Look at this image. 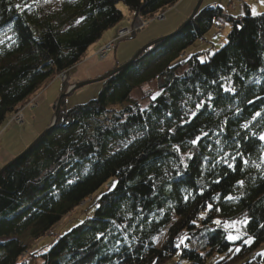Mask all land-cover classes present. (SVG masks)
Instances as JSON below:
<instances>
[{"label": "trees", "instance_id": "trees-1", "mask_svg": "<svg viewBox=\"0 0 264 264\" xmlns=\"http://www.w3.org/2000/svg\"><path fill=\"white\" fill-rule=\"evenodd\" d=\"M179 1L0 0V126L59 74L69 77L123 19L118 4L152 20ZM222 20L225 43L186 56ZM155 81L146 108L130 102ZM102 84L86 104L62 109L61 102L55 125L0 175V264H26L20 236L45 237L111 180L115 187L94 200L90 217L32 258L264 264V12L200 7L180 32ZM245 219L241 240L229 242L223 226Z\"/></svg>", "mask_w": 264, "mask_h": 264}, {"label": "rangeland", "instance_id": "rangeland-1", "mask_svg": "<svg viewBox=\"0 0 264 264\" xmlns=\"http://www.w3.org/2000/svg\"><path fill=\"white\" fill-rule=\"evenodd\" d=\"M58 1L59 0H47V2H45V0H43V3L46 6H55V4ZM198 1L199 0H180L176 5L170 7L165 12L158 14L157 18L155 17L152 20H143L140 17L134 18L122 3L118 4V9L122 12L123 19L115 27H113L112 29L107 31L104 35H102L99 41L96 42V44H94L88 50L85 59L81 62V63L86 62V64L84 65L82 64L83 67L81 66V63L78 64L73 72H75V75L83 76L82 78L86 80L87 79L86 73L82 74V72L78 71V68L80 66H81L80 69L82 70L86 66H90V67L91 66L94 67L98 65L105 66L106 63L113 60H117V62H119L120 60L121 64L128 62L147 43H150L151 41L158 39L160 37L162 38L168 36L171 33H173L174 30L178 29L181 23H183V21L186 20L191 15ZM240 1L241 0H203L201 7L204 8L209 5H215L223 9L229 15L242 16L245 14V11L243 8L244 6L240 5L241 4ZM259 3L260 0H246L245 5L251 8L250 12L252 16H256L253 15L252 13L253 7H255L256 12L258 14H261L263 12L258 8ZM217 25L218 26H214L211 29V31L207 34L205 41L195 42L186 52V56L194 52H201V51L211 52L221 47L226 41L225 38L229 31V25L224 20L218 22ZM127 29L131 30V34L121 35V33H123V31ZM110 37L114 38V40L117 37L119 42L117 43L114 51L106 54L105 59L100 60L98 58L99 53L102 51L101 49H103L106 45L100 49L101 51L99 50L95 52L94 50L97 46H100L107 40L108 43H111ZM97 52L98 54H96ZM201 59H204V57H202ZM116 66L119 67L120 64ZM96 71L95 69H92L89 72L90 75H92V79L89 78L87 79V81L100 78L108 72L107 71L104 74L97 77V75H93ZM102 82L103 81L91 83L74 90L70 95L65 96L62 99L61 102H63V104L61 108L71 109L76 106L86 104L91 100H94L103 88ZM77 83L78 82L71 79L70 77H68V81L67 80L61 81L59 78L56 77V79L50 81L41 92H39L34 98H32L30 102H33L34 104V102L37 101L36 99L39 96H41L45 90H47V93L45 94L49 96L50 100L47 99V101L43 104L40 102L37 104L35 103L34 106L33 104L25 105L24 108L20 111L21 114L23 115V123L22 124H16L14 122L8 123V125L10 124L9 126L6 125V123H4V125L0 126V133L2 134L4 128L8 126L9 129L5 132L6 136L7 135L9 136L12 133L13 137H16L18 136V131L21 128L27 127L29 125V122L31 126H33L36 121L37 128H35V130H37L36 134L38 136L42 131H44L49 126L48 124L52 122L55 115V110H56L55 107L57 106L61 95L72 91ZM63 85L65 86V90H63L64 87ZM157 88H158L157 81L152 82L150 84H143L142 86L138 87L133 91L130 98V102L139 104V106L142 109L146 108L148 106L149 101L156 95ZM59 89H61L62 91L61 90L59 91ZM25 111H29V113L33 112L31 116L35 119V121L32 119L30 120V118L27 119V117L24 118L26 114L23 113ZM25 119H27V121H25ZM40 126H43L42 129H39ZM37 136L35 138H37ZM14 139L15 138H13L12 140ZM12 140H9L7 146L18 143L17 140L16 141H12ZM20 144L22 146V143H19V145ZM21 148L17 149L16 151L19 152ZM113 185H114L113 180L105 184L93 197L87 199L79 207H77L71 214L66 216L58 225H56L48 234H46L45 237H42L39 240H32L27 232H25L22 236H20L19 238L20 242L27 249V253L22 256L21 261L26 262V264H41L40 258H38L37 255L34 258H32L31 253L37 252L41 249L46 250L49 247V245H51L61 234L68 232L71 228L75 227L76 225H78L79 223L83 222L85 219L90 217L93 211V209L90 207L94 203V200H96L102 193L109 191ZM232 225L233 223H226L223 226L225 231H227V234L236 235L237 234L236 229L239 228L240 229L239 234L241 235L242 238L243 237L242 229L244 225L242 223H237L235 224L234 227H229ZM163 240L164 237L162 236L160 239L157 240V244L161 245ZM176 261L177 260L174 259L173 261H169L166 264H174V262ZM181 264L184 263L181 262ZM233 264H240V263H233Z\"/></svg>", "mask_w": 264, "mask_h": 264}, {"label": "crops", "instance_id": "crops-1", "mask_svg": "<svg viewBox=\"0 0 264 264\" xmlns=\"http://www.w3.org/2000/svg\"><path fill=\"white\" fill-rule=\"evenodd\" d=\"M246 6V5H245ZM244 8V11L246 12V10H248L249 12L251 11V8H249L248 6H246V7H243ZM259 10H261V11H263L264 12V5H262L261 3H259ZM239 10V9H238ZM237 10V11H238ZM241 10V9H240ZM236 11V12H237ZM262 12V13H263ZM250 14H251V12H250ZM239 15V14H238ZM119 30H121V29H119ZM118 30V31H119ZM114 40V38H111L110 37V42H112ZM108 44V40L107 41H105L103 44H101L100 46H97L96 48H95V52L96 51H99L101 48H103L105 45H107ZM93 52V51H92ZM98 53V52H97ZM96 53V54H97ZM95 54V55H96ZM114 59H115V56H114ZM111 60H113V59H111ZM114 61V62H113ZM113 61H109L108 63H106L105 64V66H102V65H98V66H94V67H90V66H86V67H84L82 70L80 69V67L82 66L83 67V65L84 64H86V62L84 63H81V66L78 68V71H80V72H82V74H84V73H86V75H87V79H92V75H90V71L92 70V69H95V73L93 74V75H97V77L98 76H100V75H102V74H104L105 72H109V70L111 71V69H114L115 67H116V65H119V64H121V62H120V60H119V62H117V60H113ZM83 64V65H82ZM76 68V67H75ZM74 68V69H75ZM74 69L71 71V73L69 74V77L71 78V79H73V80H75L76 82H84V81H87V79L86 80H84V78H82L83 76H78V75H75V72H73L74 71ZM107 72V73H108ZM55 84V83H54ZM61 88V87H60ZM61 89H59V91H60ZM62 91V90H61ZM45 93H47V90H45L44 92H43V94L41 95V96H39L36 100L37 101H35L34 103H45L46 101H47V99H49L50 100V98H49V96L47 95V94H45ZM27 112V113H26ZM23 114H26L25 115V117L24 118H26L27 117V119L28 118H30V120L32 119V120H34L35 121V119L31 116L32 114H33V112H31V113H29V111H25ZM27 119H25V121H27ZM26 123V122H25ZM51 123H49L48 125H50ZM6 125H8L7 123H6ZM10 125V124H9ZM8 125V126H9ZM24 125V124H23ZM6 127V128H4V130L2 131V134L0 133V166H4L5 164H7L10 160H12L13 158H15L16 156H17V154L22 150H24V149H26V147L34 140V138L37 136V130H35V128H37V126H36V121H35V123H34V125L33 126H31V124H30V122H29V125L27 126V127H24V128H21L19 131H18V136H16V137H13V135H12V133L8 136H6V134H5V132L9 129V127ZM5 127V126H4ZM42 127L43 126H40V128L39 129H42ZM5 134V135H4ZM13 138H15L14 140H12ZM9 140H12V141H18V143H16V144H11V145H9V146H7V144H8V142H9ZM11 141V142H12ZM19 143H22V146H21V144L19 145ZM22 147V148H21ZM19 148H21V150H19V152H17L16 150L17 149H19ZM21 151V152H22ZM20 152V153H21ZM19 153V154H20ZM18 154V155H19ZM2 167H0V169L2 168Z\"/></svg>", "mask_w": 264, "mask_h": 264}, {"label": "water", "instance_id": "water-1", "mask_svg": "<svg viewBox=\"0 0 264 264\" xmlns=\"http://www.w3.org/2000/svg\"><path fill=\"white\" fill-rule=\"evenodd\" d=\"M202 2L203 0H199L195 9L193 10V12L191 13V15L185 20L183 21V23H181V25L178 27V29H176V31H174L173 33H171L170 35L168 36H165V37H160L158 39H155L153 41H151L150 43H147L144 47H142L128 62H126L124 65L122 66H119V67H115L114 69H112L111 71H109L108 73H106L105 75H103L102 77L100 78H97V79H94V80H89V81H85V82H79L77 83L75 86H74V89L72 91H70L69 93H65L63 95H61L59 101H58V104H57V107H56V110H55V115H54V118L51 122V125L48 126L44 131H42L37 138H35L27 147L26 149H24L19 155H17L15 158H13L12 160H10L7 164H5L1 169H0V175L3 173V171L9 167L12 162H14L16 159H18L19 157H21L23 154H25L29 149H31L41 138L42 136L45 135V133L55 125L56 123V120H57V117L59 115V111H60V104H61V101L62 99L65 97V96H68L70 95L74 90L78 89V88H81L85 85H88V84H91V83H95V82H100V81H104L106 79H108L110 76L116 74L117 72H119L121 69H123L124 67H126L128 64L132 63L134 60H136V58L144 51L146 50L147 48L151 47V46H154L164 40H166L167 38L171 37L172 35L180 32L190 21L191 19L194 17V15L197 13V11L200 9L201 5H202Z\"/></svg>", "mask_w": 264, "mask_h": 264}, {"label": "snow or ice", "instance_id": "snow-or-ice-1", "mask_svg": "<svg viewBox=\"0 0 264 264\" xmlns=\"http://www.w3.org/2000/svg\"><path fill=\"white\" fill-rule=\"evenodd\" d=\"M45 2H47V0H45ZM260 3H261L262 5H264V0H260ZM17 7L19 8L20 5H17ZM252 13H253V15H258V13L256 12L255 7L252 8ZM0 43H2V41H0ZM201 63H203V61H201ZM226 91H234V89H226ZM157 95H158V94H157ZM153 99H155V96L153 97ZM209 99H211V97H209ZM250 103H251V101H250ZM200 107H202V104H198V105H197V109H199ZM195 115H196V113H193V116H195ZM259 115H260V113L257 112V113H256V116H259ZM256 116H254L253 119H255ZM247 126H248L247 124L243 125V127H245V128H247ZM197 139H199V137H198ZM259 139H260L261 141H264V133H261V134H260ZM193 143L195 144L196 141H193ZM229 166L231 167V165H229ZM240 183H241V185H242V184H243V181H241ZM113 187H115V185H113ZM228 199H232V197H228ZM209 208H211V205H209ZM217 211H219V210L217 209ZM201 218L203 219V216H202ZM215 223H216V224H219L220 221L217 220V221H215ZM237 223H242L243 225L246 226L247 223H248V221H247V219H245V220L242 221V222H233V225H232V226H229V227H234L235 224H237ZM236 232H237L236 235H232V234L227 235V236H226V239H227L229 242H235V241H237V240H240V239H241V235L239 234V233H240V229L237 228V229H236ZM98 238H99V237H98ZM183 239H184V238L181 239L180 243H183ZM252 242H253V241H252V238H251V237H249L248 239L244 240V243H245V244H248V245H250ZM235 251H236V252H239L240 249L237 248V249H235ZM259 255H264V253H260Z\"/></svg>", "mask_w": 264, "mask_h": 264}, {"label": "built area", "instance_id": "built-area-1", "mask_svg": "<svg viewBox=\"0 0 264 264\" xmlns=\"http://www.w3.org/2000/svg\"><path fill=\"white\" fill-rule=\"evenodd\" d=\"M242 6H244L246 4V0H241L240 1ZM127 34H131V30L127 29L125 31H123V33H121V35H127ZM119 42L118 38L116 37V39L114 41H112L111 43H108L103 49H101L100 53H99V59L103 60L106 58V54L111 53L112 51L115 50V47L117 45V43ZM98 54V53H97ZM57 78H59L61 81L67 80L68 81V75L66 74V72H63L61 74H59L57 76ZM28 104H33V102H29ZM27 104V105H28ZM35 105V103L33 104V106ZM12 121L16 124H22L23 123V115L21 114V112L15 114L14 116H12Z\"/></svg>", "mask_w": 264, "mask_h": 264}, {"label": "bare ground", "instance_id": "bare-ground-1", "mask_svg": "<svg viewBox=\"0 0 264 264\" xmlns=\"http://www.w3.org/2000/svg\"><path fill=\"white\" fill-rule=\"evenodd\" d=\"M156 18H157V16H156Z\"/></svg>", "mask_w": 264, "mask_h": 264}]
</instances>
